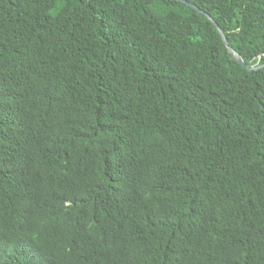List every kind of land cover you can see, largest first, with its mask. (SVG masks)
Listing matches in <instances>:
<instances>
[{"label":"trees","instance_id":"trees-1","mask_svg":"<svg viewBox=\"0 0 264 264\" xmlns=\"http://www.w3.org/2000/svg\"><path fill=\"white\" fill-rule=\"evenodd\" d=\"M187 1L264 64V0ZM0 264H264V68L177 0H0Z\"/></svg>","mask_w":264,"mask_h":264},{"label":"water","instance_id":"water-1","mask_svg":"<svg viewBox=\"0 0 264 264\" xmlns=\"http://www.w3.org/2000/svg\"><path fill=\"white\" fill-rule=\"evenodd\" d=\"M177 1H180V2H182V3H184V4L188 5V6L192 7L193 9L197 10L198 12H200V13L206 15V17L211 21V23L216 27L217 31H218L219 34L221 35V38H222V40H223V42H224L226 48L228 49V51L232 54V56L235 58V60H236L240 65H242L244 68H247V69L250 70V71H255V70H258V69L264 68V64H262V65H256V66H252V67H248V66L244 63L242 57H241L238 53H236V52L232 49V47L229 45V43H228V41H227V39H226V37H225L223 31L220 29V27L218 26V24L216 23V21H215L210 15L206 14L204 11L200 10L195 4H192V3L188 2L187 0H177Z\"/></svg>","mask_w":264,"mask_h":264}]
</instances>
